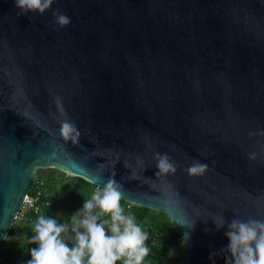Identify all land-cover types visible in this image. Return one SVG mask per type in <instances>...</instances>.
<instances>
[{
	"label": "water",
	"instance_id": "obj_1",
	"mask_svg": "<svg viewBox=\"0 0 264 264\" xmlns=\"http://www.w3.org/2000/svg\"><path fill=\"white\" fill-rule=\"evenodd\" d=\"M155 153L177 171L155 176ZM40 169L114 178L177 226L182 264H225L227 223L264 219V0H0V247Z\"/></svg>",
	"mask_w": 264,
	"mask_h": 264
},
{
	"label": "clouds",
	"instance_id": "obj_2",
	"mask_svg": "<svg viewBox=\"0 0 264 264\" xmlns=\"http://www.w3.org/2000/svg\"><path fill=\"white\" fill-rule=\"evenodd\" d=\"M14 3L22 15H43L51 9L53 0H14ZM52 15L54 23L61 28L71 23L70 18L58 9ZM56 103L60 105L59 98ZM61 114H64L62 108ZM60 135L66 141L75 143L80 131L75 123L64 119L60 122ZM51 155L55 157L56 153L52 152ZM154 158L157 161L155 176L174 174L177 171L176 163L167 153H155ZM255 158V153L249 155V159ZM207 167V164L193 160L186 171L189 175H202ZM130 179L136 180L138 177L132 175ZM149 179L145 178L146 181ZM122 196L123 186L110 178L90 199L84 200L81 209L72 214L70 225L67 222L60 223L50 216H38L33 226L34 234L29 239L36 247L30 249L31 259L26 264H116L120 260L123 264H144L145 257L149 254V248L145 244L148 234L142 231L134 216L124 214L120 204ZM105 215L110 219L102 220L101 217ZM212 220L216 230L225 227L224 217L219 223ZM194 225L195 221L189 228ZM204 231L210 230L206 228ZM67 232L72 233L69 237L71 245L61 236ZM224 234L229 241L221 249L228 252L224 256L225 264H264V219L244 221L234 217L227 223ZM172 255L173 252L170 251L169 256Z\"/></svg>",
	"mask_w": 264,
	"mask_h": 264
},
{
	"label": "trees",
	"instance_id": "obj_3",
	"mask_svg": "<svg viewBox=\"0 0 264 264\" xmlns=\"http://www.w3.org/2000/svg\"><path fill=\"white\" fill-rule=\"evenodd\" d=\"M51 176L50 175L44 177L37 176L36 187L38 186L39 190H41V188H47L48 190H51L52 189ZM73 179L76 182L72 190L70 191L65 190L62 193H58L59 200H61L62 202H65L67 199L73 198L80 191H85L86 193L88 192L90 196H92V194L95 192V186L89 184L88 182L80 178L73 177ZM42 195L51 201V207L48 210V216L55 218L60 211L62 212V208L60 209L58 202H56L57 200H51L43 192ZM65 197L68 198L65 199ZM120 204L124 209V214L125 211L127 212L128 210H131L132 216H134V218L138 221H143L150 212H154L153 210H149L146 208L129 205V203L125 202L122 199L120 201ZM94 211H98V210H94ZM72 213H75V211H73ZM159 214L161 216H165L160 212ZM36 220H37L36 216H33L32 214H28L27 219L24 222L18 224L15 222V224L12 225L11 229L9 230L6 236V239L4 240L3 244L0 247V264H26V261L31 259L30 249L36 247V245L31 244L29 242V239L34 234L33 226ZM70 220H71V215L65 216L64 220L62 221L63 223L67 222L70 225ZM167 222L173 224L175 226V229H173L172 231L170 229H166L165 225L163 224L162 225L152 224L150 226L152 227L154 232H157L159 235H160L159 231L163 232L165 236H161V237L165 241L171 242L176 247L177 262L178 264H182L184 261L183 245L175 244L176 240L182 236L181 232L174 223L170 222L169 220H167ZM61 236H63L62 238L67 241V237L69 236V234L62 233ZM145 244L149 248V250L152 251V247L150 246V244L147 242H145Z\"/></svg>",
	"mask_w": 264,
	"mask_h": 264
},
{
	"label": "built area",
	"instance_id": "obj_4",
	"mask_svg": "<svg viewBox=\"0 0 264 264\" xmlns=\"http://www.w3.org/2000/svg\"><path fill=\"white\" fill-rule=\"evenodd\" d=\"M36 183L37 181L35 182L32 190L27 196H25L22 207L16 216V223L24 222L27 219L28 214H32L33 216H36V218L40 215L48 216V210L51 207V201L42 195L39 187H36ZM95 189L97 190L98 187H95ZM129 205L132 204L129 203ZM101 219H110V217L105 215L102 216ZM107 227L108 226L106 225V228ZM142 231L148 234V239L146 242L152 247V251L149 250L148 256L145 257L144 264H178L176 259V247L171 242L165 241L161 235H159L157 232H154L151 226L142 229ZM67 233L69 236L67 237L66 242L71 245L72 240L69 237L72 235V233ZM170 251L173 252L172 256H169ZM116 264H123V261H117Z\"/></svg>",
	"mask_w": 264,
	"mask_h": 264
},
{
	"label": "rangeland",
	"instance_id": "obj_5",
	"mask_svg": "<svg viewBox=\"0 0 264 264\" xmlns=\"http://www.w3.org/2000/svg\"><path fill=\"white\" fill-rule=\"evenodd\" d=\"M36 177L37 176H51V184H52V189L48 190L47 188H41V191L46 194L51 200H57L60 209L62 208V212L60 211L58 215L55 217L58 222L63 223L62 220H64L65 216H72V212L75 211L77 212L79 209L82 208L84 200L90 199L91 196L90 194L85 191H80L78 192L73 198L67 199L65 202H62L59 200L58 193H62L65 190H72L74 188V184L76 181H74L73 177L70 175L56 171L53 169H40L35 171ZM41 187V185H40ZM96 191V189H95ZM68 197H65V199ZM130 208V207H129ZM125 215H132V211L128 210L127 212L125 211ZM169 220L166 216H161L159 212H150L147 217L143 221H138L135 219V222L141 227V229H144L150 225H165L166 229H170L171 231L175 229V226L169 222ZM18 224V222H17ZM161 236H165L163 232H160ZM177 245H181L182 243V236L178 238L175 242Z\"/></svg>",
	"mask_w": 264,
	"mask_h": 264
}]
</instances>
